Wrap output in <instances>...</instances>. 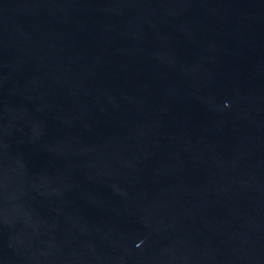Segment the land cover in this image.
I'll list each match as a JSON object with an SVG mask.
<instances>
[{
    "label": "water",
    "instance_id": "water-1",
    "mask_svg": "<svg viewBox=\"0 0 264 264\" xmlns=\"http://www.w3.org/2000/svg\"><path fill=\"white\" fill-rule=\"evenodd\" d=\"M0 264H264V0H0Z\"/></svg>",
    "mask_w": 264,
    "mask_h": 264
}]
</instances>
